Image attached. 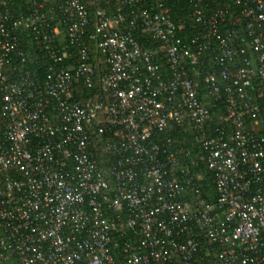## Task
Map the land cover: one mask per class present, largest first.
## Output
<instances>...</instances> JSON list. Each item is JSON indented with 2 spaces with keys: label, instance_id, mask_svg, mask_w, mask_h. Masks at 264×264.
I'll use <instances>...</instances> for the list:
<instances>
[{
  "label": "built area",
  "instance_id": "2783aa9c",
  "mask_svg": "<svg viewBox=\"0 0 264 264\" xmlns=\"http://www.w3.org/2000/svg\"><path fill=\"white\" fill-rule=\"evenodd\" d=\"M170 1L108 14L24 0L14 16L0 0V264H264V104L251 95L264 93V0H181L186 37ZM25 32L41 44L40 79ZM88 42L106 66L97 80ZM205 54L225 127L197 141L211 204L188 199L194 177L163 135L213 122L196 78Z\"/></svg>",
  "mask_w": 264,
  "mask_h": 264
},
{
  "label": "trees",
  "instance_id": "16d2710c",
  "mask_svg": "<svg viewBox=\"0 0 264 264\" xmlns=\"http://www.w3.org/2000/svg\"><path fill=\"white\" fill-rule=\"evenodd\" d=\"M88 11L91 13L95 8L102 9L106 11L108 14H112L117 9V2L119 0H83ZM8 4L10 7V10L14 16H17L19 14H22L25 12V6H24V0H8ZM169 7L172 11V17L175 21V23L180 27V25L183 23L185 24L184 30H179V36L180 37H186L191 34L190 31V25L185 21V14L189 13L190 8L187 6V4H183L181 0H171L169 3ZM232 12H236V9L232 8ZM20 45L25 53L26 56V63L25 66L30 70L32 74H35L39 79L44 77L45 75V67L41 63L40 59V47L41 44L37 41H34L30 36L28 32L20 33ZM141 44L146 47L150 48L151 50L157 49V45H155L153 42L147 41L143 39L141 41ZM88 45L90 47V58L91 63L93 66L94 71V80H97L98 76L103 73V70L105 69L103 57L99 54V52L96 50L94 44L92 42H88ZM213 57L209 54H205L203 57V66L200 68L203 70V74L201 77H196L200 84V93L199 97L203 101L204 104H206V107L211 111L213 114L214 120L211 124L207 125L205 128L204 135L201 134L199 131H196L192 126H173L171 129L166 130L163 134L164 136L170 137L173 141V145L180 149V156L182 157V165L188 166L189 168L188 173L190 176L194 177V186L187 189V197L188 199L196 192H199V194L204 198L206 203H213L214 197H215V188L214 184L212 182L213 180V174L207 171L206 165L203 160H199L197 157V152L200 150V145L197 143V141L201 138H206L209 136L215 135V128H225L224 125L219 120V116L221 115L223 111V104H221V97H216L217 101L214 99H211L204 89V86L202 84V78L203 76L209 71L210 65H212ZM241 58L238 60H235L234 62L230 64H225V66L232 70L237 69L240 66ZM216 65V69H219V65ZM161 67L163 68V63L161 64ZM162 71L165 69H161ZM261 92H256L255 88H252L251 95L252 99L255 103H262L264 104V93L261 96ZM261 96V97H260ZM260 104V105H262ZM261 135H264V131L262 130ZM203 135V136H202ZM185 152H189V155L186 157ZM202 155H205V152H202ZM193 163H195L197 166L194 167ZM9 264V263H7Z\"/></svg>",
  "mask_w": 264,
  "mask_h": 264
}]
</instances>
